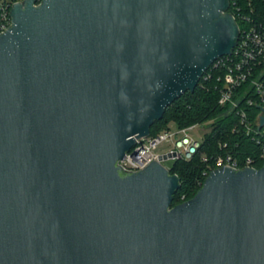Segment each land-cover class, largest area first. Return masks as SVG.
Returning <instances> with one entry per match:
<instances>
[{"label": "water", "instance_id": "95a60500", "mask_svg": "<svg viewBox=\"0 0 264 264\" xmlns=\"http://www.w3.org/2000/svg\"><path fill=\"white\" fill-rule=\"evenodd\" d=\"M229 0H23L0 33V264H264V162L171 206L137 138L236 45ZM263 114L258 122L264 123Z\"/></svg>", "mask_w": 264, "mask_h": 264}, {"label": "built area", "instance_id": "2783aa9c", "mask_svg": "<svg viewBox=\"0 0 264 264\" xmlns=\"http://www.w3.org/2000/svg\"><path fill=\"white\" fill-rule=\"evenodd\" d=\"M21 1L23 0H0V33L4 32L12 23L10 15L12 5ZM39 1L36 0V4ZM261 2L264 4V0H261ZM227 12L231 13L238 25L237 42L229 54L216 58L209 67L225 68L223 73L217 76V80L222 81L219 103H230L232 108H236V114L245 133L258 136L261 156L264 158V123L260 125V122H258L259 115L263 114L261 109L264 106V11L261 6L254 5L251 1H248L244 6L239 0H229ZM204 77H211V73L208 72ZM246 80H249L253 97L245 94L244 104H241L238 100H234L233 96ZM255 104L260 109L252 122L243 108ZM196 125L198 124L177 128L175 131H170L168 128L154 136L149 134L137 138L135 145L125 153L118 164L125 171H136L142 169L151 161L158 160V156L162 154H173L171 158H168L171 159V163L178 158L189 159L197 151L201 141L193 138L190 134V131ZM163 141H169L172 147L167 151H155ZM164 161L166 160L160 162L169 169L171 163L167 165ZM203 161H208V158L203 157ZM222 166L237 169L254 167L249 157L241 162L231 153L225 152L211 158V163L202 171V175L206 177L211 170Z\"/></svg>", "mask_w": 264, "mask_h": 264}, {"label": "trees", "instance_id": "16d2710c", "mask_svg": "<svg viewBox=\"0 0 264 264\" xmlns=\"http://www.w3.org/2000/svg\"><path fill=\"white\" fill-rule=\"evenodd\" d=\"M239 1L244 6L251 1L252 4L261 6L264 11V4L261 0ZM224 70L225 68H213L212 66L206 69L194 90H186L174 99L165 108L162 117L150 126L149 134L154 136L168 129L170 122L175 123L177 128L209 122V131L203 134L199 148L192 157L178 158L170 164L169 172L176 174L180 179V187L173 194L171 206L191 198L196 193L205 179L202 171L211 163V158L220 153H231L241 162L249 157L256 168L261 167L264 162L258 136L245 133L236 114V108H232L230 103H219L222 81H218L217 76ZM208 72L211 73V77L205 78ZM245 94L253 97L249 80L242 83L233 99L244 104ZM243 109L249 120L253 122L260 108L255 104ZM203 157H207L208 161H203Z\"/></svg>", "mask_w": 264, "mask_h": 264}, {"label": "rangeland", "instance_id": "374dc122", "mask_svg": "<svg viewBox=\"0 0 264 264\" xmlns=\"http://www.w3.org/2000/svg\"><path fill=\"white\" fill-rule=\"evenodd\" d=\"M168 126H169L170 131H175L177 129L176 124L173 122H170ZM207 131H209V122L208 121L204 122L202 124L196 125L194 127V129L190 131V134H191V136H193V138L200 141L203 134ZM171 147H172V145L169 141H163L160 145H158V147L155 149V151H157V152L167 151ZM164 163L167 165L170 164L171 159L164 161Z\"/></svg>", "mask_w": 264, "mask_h": 264}]
</instances>
